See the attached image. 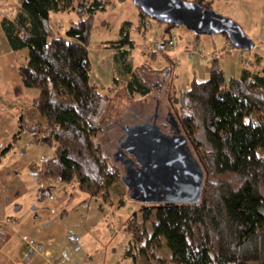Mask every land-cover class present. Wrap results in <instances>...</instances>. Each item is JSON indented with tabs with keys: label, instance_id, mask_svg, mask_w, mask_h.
I'll use <instances>...</instances> for the list:
<instances>
[{
	"label": "trees",
	"instance_id": "trees-1",
	"mask_svg": "<svg viewBox=\"0 0 264 264\" xmlns=\"http://www.w3.org/2000/svg\"><path fill=\"white\" fill-rule=\"evenodd\" d=\"M18 2L22 15L14 22L4 20L2 28L13 51L28 52L18 71L25 87L39 92L34 109L42 122L22 119L14 143L21 132H27L36 143L52 150L51 159L28 166L39 180L76 185L79 193L101 200L109 208L114 207L116 196L123 206L128 191L121 169L106 156L101 141L113 86L103 94L91 83L92 26L95 16L105 10L106 0ZM192 2L214 8L212 0ZM139 12L136 30L147 40L152 21ZM58 13H75L79 18L65 37L57 36L50 25V16ZM156 24L163 27L162 36L157 50L147 54V62L163 61L162 70L144 64L139 75L127 63L125 47L134 49L130 23L121 29V40L109 45L129 77L122 81L114 78L113 85L121 86L117 93L124 92L130 100L140 97L146 105L154 95L141 72H161L170 80L168 100L176 69L165 53L170 32L176 28ZM156 98L161 101L163 97ZM167 100V108L173 111ZM178 100L179 113H173L205 173L201 202L140 204L123 224L122 231L130 241L122 258L149 264L150 258H155L154 249H159L160 243L165 246V241L169 259L161 256L159 264H264V69H244L239 79L228 82L221 62L212 59L207 79L192 80Z\"/></svg>",
	"mask_w": 264,
	"mask_h": 264
},
{
	"label": "crops",
	"instance_id": "crops-1",
	"mask_svg": "<svg viewBox=\"0 0 264 264\" xmlns=\"http://www.w3.org/2000/svg\"><path fill=\"white\" fill-rule=\"evenodd\" d=\"M212 1L216 5V1L221 0ZM223 1L226 4L236 2ZM245 1L241 0L249 4V0ZM256 9L249 15L246 8L242 14L249 32L257 35L258 41L252 51L228 49L229 41L225 36L202 41L201 57L188 53L190 46L201 42V37L187 36L181 48L167 47L165 53L169 57L173 53L189 61L192 79L188 88L194 79H207L212 59L221 62L228 82L239 79L244 69L263 71L264 1ZM21 15L18 0H0V124L12 127L8 130V139L4 143L0 141L3 158L0 159V264H129L121 260L129 237L122 231L123 224L119 227V213L108 209L101 200L79 193L76 185L39 180L28 166L34 161L42 163L51 159L52 150L36 143L27 132H21L14 143L22 119L42 122L34 109L39 92L26 88L18 71L19 66L26 63L28 52L13 51L2 28L4 20L14 22ZM154 23L150 24L149 32L160 33V39L163 27H155ZM147 41L149 37L147 40L141 38L143 50ZM157 43L156 39L144 55L146 61L147 54L157 50ZM13 143V150L4 153Z\"/></svg>",
	"mask_w": 264,
	"mask_h": 264
},
{
	"label": "rangeland",
	"instance_id": "rangeland-1",
	"mask_svg": "<svg viewBox=\"0 0 264 264\" xmlns=\"http://www.w3.org/2000/svg\"><path fill=\"white\" fill-rule=\"evenodd\" d=\"M192 2L194 0H187ZM244 1V0H243ZM264 0H249V4L242 3L241 0H236V2H230L226 4L223 0L219 1L214 5L213 11L217 14L229 18L240 25L246 35L257 43L256 33L249 32L248 28L244 23V12L246 8L249 9V15L254 14L256 8L260 7V4ZM247 2V0L245 1ZM245 9V10H244ZM248 12V10H247ZM141 20L140 12L135 7L132 0H106V8L104 11L99 12L93 22L92 32H91V46H90V59L92 62V73H91V83L96 85L99 91L103 94H107L109 88L113 86L112 91V101L108 109V113L104 118L103 124L105 125V132L101 139L105 154L110 158L111 162L123 170L122 165L115 161V154L120 146V143L125 140V129L130 128L136 125L149 124L153 117L155 116V111L157 110V101L156 96H163L160 103L163 106H166L167 95V82L170 83L169 79H166L164 74L160 73H144L141 72L144 79L151 85L153 90V97H150L146 103H143L145 100L140 97H134L132 100L128 99L124 92L117 93L121 86L113 85L114 78L117 77L119 81L128 80L129 77L125 74L124 64L115 61V51L109 48V45L113 42L121 40L120 31L125 26L126 23H130L131 27L128 28L130 39L134 42V49L125 47V50H128L127 63L131 65L133 70H137L140 75V67L144 64H149L153 70H162L165 67V63L160 61L158 64L152 63L151 61H146L144 55L149 50V47H152L154 41H160V33L154 34V31L149 32V41L145 45L146 49L143 50V45L141 44L140 32L136 30ZM79 21L78 16L75 13H58L52 14L50 16V25L54 30L57 36H66V31L69 27ZM156 23V22H155ZM154 23V24H155ZM157 27L158 25H153ZM159 36V37H158ZM187 36H195L192 32L188 31L184 27L176 28V39L177 42L174 45L175 49L178 46L181 48L186 44ZM264 36V34H263ZM157 37V38H156ZM223 38V35H216L213 37L202 36L201 45L204 49L202 41L204 40H217ZM158 44V43H157ZM156 44V45H157ZM194 45V44H193ZM158 46V45H157ZM196 46L189 47V54L193 55L192 48ZM213 48V47H212ZM152 50V49H151ZM194 50V48H193ZM262 56L264 57V48L261 50ZM249 54V52H246ZM170 58H173L175 62V71L172 78V95L171 98L167 100L168 105L173 104L174 110L179 113V100L178 96L181 92L185 91L188 88V82L192 79V73L190 68V63L187 58L183 56H177L171 54ZM175 59L177 61H175ZM172 60V59H171ZM181 63V64H179ZM177 65H180L181 68H177ZM164 82H163V81ZM118 94V95H117ZM151 95V96H152ZM170 100V101H169ZM173 110V111H174ZM167 111V110H166ZM150 120V121H149ZM161 121L160 123H164ZM161 125V124H160ZM163 127V131L168 132L166 127ZM11 124H0V141L4 143L8 139L7 133L10 130ZM117 131L119 136L116 135ZM109 140V141H108ZM9 147V146H7ZM13 149L9 148L8 152L10 153ZM112 155V156H111ZM0 159H3L0 156ZM123 175V172H122ZM127 195V193H126ZM127 204V205H126ZM109 209V207L107 206ZM140 208V204L134 201H131L128 196L125 198L124 205L120 206L118 204V197L115 196V205L113 208H110L112 211L119 213L118 222L119 227L128 220L134 212H137ZM141 219V216H140ZM114 221V220H113ZM128 236V235H127ZM128 243L130 241V236H128ZM160 243L159 249H154L153 254L155 258H150L149 264H159L160 257L162 256L165 259H169L167 255V245L164 241ZM167 248V250H166ZM169 251V250H168ZM170 254V251H169ZM171 256V255H170ZM122 261H128L131 264V260L122 258ZM133 264V263H132ZM140 264H146L142 262ZM165 264V262H163ZM168 264V263H166Z\"/></svg>",
	"mask_w": 264,
	"mask_h": 264
},
{
	"label": "water",
	"instance_id": "water-1",
	"mask_svg": "<svg viewBox=\"0 0 264 264\" xmlns=\"http://www.w3.org/2000/svg\"><path fill=\"white\" fill-rule=\"evenodd\" d=\"M135 7L158 24L184 27L197 37L226 35L238 50L252 51L254 42L233 20L195 2L132 0ZM166 127L169 134L163 131ZM123 167L128 198L141 205H196L201 202L205 173L173 111L160 124L125 129V140L115 154Z\"/></svg>",
	"mask_w": 264,
	"mask_h": 264
},
{
	"label": "flooded vegetation",
	"instance_id": "flooded-vegetation-1",
	"mask_svg": "<svg viewBox=\"0 0 264 264\" xmlns=\"http://www.w3.org/2000/svg\"><path fill=\"white\" fill-rule=\"evenodd\" d=\"M154 115L155 116L153 117V120H151V122H149V124H161L160 123L161 121H166L168 119V108H167V105L163 106L160 103V101L158 100L157 101V110L155 111ZM165 130L168 131L167 128ZM166 133L169 134V131L166 132Z\"/></svg>",
	"mask_w": 264,
	"mask_h": 264
},
{
	"label": "built area",
	"instance_id": "built-area-1",
	"mask_svg": "<svg viewBox=\"0 0 264 264\" xmlns=\"http://www.w3.org/2000/svg\"><path fill=\"white\" fill-rule=\"evenodd\" d=\"M176 42H177V39H176V29H173L170 32V44H169L168 47L169 48L170 47H174V45L176 44ZM193 46H196V47H193L194 50L192 48V53L195 56H197V57H201L202 56V53H203V47H202V45L200 43H198V44L196 43ZM227 48L230 49V50H236V48L233 47L230 43L228 44Z\"/></svg>",
	"mask_w": 264,
	"mask_h": 264
},
{
	"label": "bare ground",
	"instance_id": "bare-ground-1",
	"mask_svg": "<svg viewBox=\"0 0 264 264\" xmlns=\"http://www.w3.org/2000/svg\"><path fill=\"white\" fill-rule=\"evenodd\" d=\"M163 81V80H162ZM164 82V81H163ZM112 156V155H111Z\"/></svg>",
	"mask_w": 264,
	"mask_h": 264
}]
</instances>
